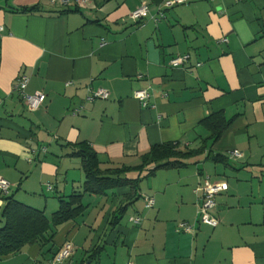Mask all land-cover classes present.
I'll return each instance as SVG.
<instances>
[{
	"label": "crops",
	"instance_id": "obj_1",
	"mask_svg": "<svg viewBox=\"0 0 264 264\" xmlns=\"http://www.w3.org/2000/svg\"><path fill=\"white\" fill-rule=\"evenodd\" d=\"M164 1L0 0V176L10 184L0 191V225L7 198L51 218L59 197L81 190L80 158L68 155L76 143L89 144L102 168L136 166L153 145L197 149L209 114L230 120L206 149L225 161L160 170L162 184H151L140 206L139 189L115 225L110 214L130 188L85 194L84 212L49 244L26 245L0 264H51L66 242L73 249L61 264H264V0H192L154 21ZM142 4L147 14L130 18ZM183 54L186 64L170 65ZM21 75L26 93L46 95L36 110L15 89ZM99 89L108 97L90 98ZM140 89L147 106L134 97ZM233 150L242 156L231 158ZM204 177L226 185L215 197L216 227L197 214Z\"/></svg>",
	"mask_w": 264,
	"mask_h": 264
},
{
	"label": "trees",
	"instance_id": "obj_2",
	"mask_svg": "<svg viewBox=\"0 0 264 264\" xmlns=\"http://www.w3.org/2000/svg\"><path fill=\"white\" fill-rule=\"evenodd\" d=\"M35 9L36 7L22 8V12H31ZM261 32L264 35V27ZM229 123L230 120H226L223 112L209 114L200 121L209 134L197 149L182 150L177 142L153 145L141 156V163L136 166L102 168L97 153L89 144L84 141L74 144L68 155L80 158L84 173L81 190L59 197L58 209L52 213L51 218H48L43 210L25 205L12 197L7 198L1 213L0 256L15 254L24 246L34 243L43 246L49 244L58 226L76 219L84 212L85 204L82 198L85 194L106 195L108 191L128 186L130 192L125 198L127 201L118 204L108 219L109 225L117 224L126 206L140 196V181L153 176L156 170L185 167L189 163H195L199 157L214 162L225 161L220 154H214L206 149L220 138ZM98 250L99 248L95 249L96 252Z\"/></svg>",
	"mask_w": 264,
	"mask_h": 264
},
{
	"label": "built area",
	"instance_id": "obj_3",
	"mask_svg": "<svg viewBox=\"0 0 264 264\" xmlns=\"http://www.w3.org/2000/svg\"><path fill=\"white\" fill-rule=\"evenodd\" d=\"M77 2L83 0H76ZM192 0H165L162 6H160L157 12V15L152 16L154 21H159L165 17V11L178 4H186ZM148 12V6L146 4H142L136 9H134L130 13V18L135 21L141 20ZM3 31V26L0 25V34ZM222 41H226V38H223ZM190 59L189 54H183L179 56H175L171 58L170 65L171 66H182L186 64ZM199 65V63H198ZM28 77L26 75H21L17 78L15 89L18 91L19 95L22 97V100L25 102L26 106L30 110L38 109L42 103L45 101L46 95L42 92H36L35 94H28L25 92V89L28 84ZM108 91L105 89H99L95 92H92V96L90 98H102L106 99L108 97ZM134 97L139 100L142 106L148 105V99L150 94L147 89H140L134 92ZM242 156L241 152L238 150H233L230 152L231 158H240ZM10 187L9 182L0 176V191L3 193H7ZM226 189V185L223 182H213L208 177H204L203 181L198 187V190L201 191V196L198 203L197 214L199 217V221L209 225L211 227H216L218 225V219L213 215V210L215 208V196ZM154 200L152 198L146 199V205L148 207L152 206ZM132 221L135 223L139 222L138 217H132ZM180 229L186 232H193L194 225L189 222L182 221L179 223ZM72 244L70 242H66L60 248V250L55 254L52 259L51 264H61L67 261L72 252Z\"/></svg>",
	"mask_w": 264,
	"mask_h": 264
},
{
	"label": "rangeland",
	"instance_id": "obj_4",
	"mask_svg": "<svg viewBox=\"0 0 264 264\" xmlns=\"http://www.w3.org/2000/svg\"><path fill=\"white\" fill-rule=\"evenodd\" d=\"M205 162V160L203 161V163ZM210 162H208L207 161V164H209ZM164 169H166V168H160V169H158V170H156V172H155V175H156V173L157 172H159L160 170H164ZM171 169H176V168H169V169H167V170H171ZM202 169L205 171L204 173H209L210 174V172H208L209 170L204 166H202ZM182 171H189V172H191V171H196V166L194 165V164H192V163H189L186 167H185V169H182ZM211 174H213V173H211ZM154 175V176H155ZM154 176H150V177H148V178H143L141 181H140V183H139V187H140V192H141V197L135 202V203H137L139 206L143 203V196H144V194L145 193H147L149 190V187H150V185L151 184H154L155 186H157L158 184L160 185V184H162V177H163V174L161 173V172H159V173H157V176H158V178L156 179V180H154ZM165 180V179H164ZM216 197V196H215ZM217 198V197H216ZM215 198V199H216ZM132 211V207L130 206L129 207V210H128V212H127V215L129 214V212H131Z\"/></svg>",
	"mask_w": 264,
	"mask_h": 264
}]
</instances>
